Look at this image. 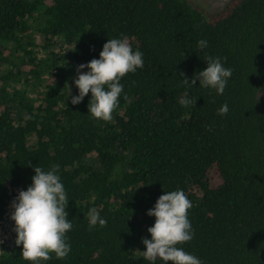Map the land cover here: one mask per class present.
Here are the masks:
<instances>
[{
	"label": "trees",
	"instance_id": "obj_1",
	"mask_svg": "<svg viewBox=\"0 0 264 264\" xmlns=\"http://www.w3.org/2000/svg\"><path fill=\"white\" fill-rule=\"evenodd\" d=\"M121 35L144 64L121 78L112 119H93L90 92L71 104L76 67ZM209 55L232 69L222 95L184 83ZM185 92L196 104L178 103ZM52 165L71 250L40 264H148L147 210L176 189L193 232L178 247L203 264H264V0L211 12L190 0H0V219L9 186L26 190L33 167ZM89 207L104 226L89 229ZM21 249L0 264H29Z\"/></svg>",
	"mask_w": 264,
	"mask_h": 264
},
{
	"label": "clouds",
	"instance_id": "obj_2",
	"mask_svg": "<svg viewBox=\"0 0 264 264\" xmlns=\"http://www.w3.org/2000/svg\"><path fill=\"white\" fill-rule=\"evenodd\" d=\"M207 44L206 39H200L196 47L203 50ZM204 61L206 68L195 73L191 79L183 78L184 83L194 86L198 80L199 87L222 95L232 69L225 67L220 57L209 55ZM143 64L142 51L139 48L133 50L127 36L107 39L99 58L77 65V75L72 83L78 94L71 96V104L80 103L90 92L87 113L93 119L110 121L123 94L121 78L136 72ZM196 101L187 92L178 99L184 107L196 104ZM227 112V103L217 109V114L221 116ZM33 168L35 174L31 177V184L13 198L10 219L14 222L15 243L22 245L20 255L29 264H40L50 259V254L62 259L69 253L71 246L67 243L66 233L72 228V222L66 211L68 201L58 166L52 165L46 171L39 166ZM191 207V201L181 189L164 191L156 199L153 207L147 210V215L155 217V220L147 228L150 238H142L143 260L148 264H167L169 261L172 264H203L200 258L177 246L192 238L188 218ZM85 215L89 229L106 223L95 207H89Z\"/></svg>",
	"mask_w": 264,
	"mask_h": 264
},
{
	"label": "built area",
	"instance_id": "obj_3",
	"mask_svg": "<svg viewBox=\"0 0 264 264\" xmlns=\"http://www.w3.org/2000/svg\"><path fill=\"white\" fill-rule=\"evenodd\" d=\"M20 190L24 189L21 187L9 186L10 197L5 207L4 216L0 219V254L10 250L15 245L16 233L14 231V222L10 219V215L13 211V198L18 195Z\"/></svg>",
	"mask_w": 264,
	"mask_h": 264
},
{
	"label": "rangeland",
	"instance_id": "obj_4",
	"mask_svg": "<svg viewBox=\"0 0 264 264\" xmlns=\"http://www.w3.org/2000/svg\"><path fill=\"white\" fill-rule=\"evenodd\" d=\"M190 1L196 3L206 11L211 12L221 9L229 0H190ZM44 38H45L44 35L39 36V40H41V42L44 41ZM52 48H55V46H53ZM28 90L33 91L34 90L33 86H30ZM31 140H34V138H31Z\"/></svg>",
	"mask_w": 264,
	"mask_h": 264
}]
</instances>
